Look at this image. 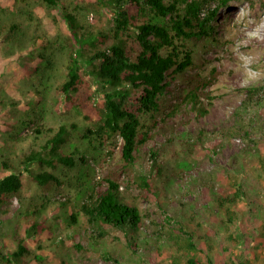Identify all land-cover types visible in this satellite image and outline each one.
Masks as SVG:
<instances>
[{"label":"rangeland","instance_id":"rangeland-1","mask_svg":"<svg viewBox=\"0 0 264 264\" xmlns=\"http://www.w3.org/2000/svg\"><path fill=\"white\" fill-rule=\"evenodd\" d=\"M63 1L79 17L82 33L107 36L102 47L112 43L110 7L99 6L97 0ZM0 6L9 9L13 19L20 13L23 17L19 20L27 33L25 40L21 38L25 48L13 55L5 53L7 45L3 38L0 40V175H6L10 170L2 168L1 162L7 160L16 171H22L18 156L35 143V129L40 125L52 130L68 126L70 137L61 152L71 153L85 144L80 140L81 134L99 121L105 90L94 79L93 67L84 66L77 92L69 99L61 94L68 57L76 45L59 9L40 0L27 3L0 0ZM130 13L135 23L143 20L136 15V9L131 8ZM212 25L213 45L201 49L200 43H187L196 52L199 64L194 73L208 75L213 69L219 73L217 81L207 88L210 97H199L208 112L197 115V111L191 110L185 117L188 121L174 126L178 141L186 132L204 129L210 135L206 147L188 153L187 149L174 152L169 147L162 148L171 134L161 133L144 145L143 155L127 168L121 159L119 140L113 156L99 165L93 160L81 170L58 165L59 184L42 187L23 172L21 195L0 208L3 228L0 251L11 252L24 239L31 252L43 259L30 260L27 256L28 261L23 264H170L175 246L168 244V236L177 235L178 225L166 223L157 203L159 193L155 191L162 187L159 197L164 199V208L194 232L202 264H232L240 258L245 261L246 257L250 264H264V173L259 169L264 159L261 131L264 128V0H231L220 9ZM124 39L128 52L138 53L140 46L134 37ZM41 46L47 49L45 54H51L54 64L39 85L40 78L33 70L38 66L36 52ZM30 52H33L31 58L17 59L18 54L25 56ZM177 87L175 81L171 89ZM173 92L168 93L167 101L173 100ZM135 100L132 95L131 101ZM131 109L137 110L132 106ZM137 113L142 121L149 117ZM179 119L169 122L175 124ZM11 122L20 126L12 135L5 134ZM150 149H158L160 153L158 163H163V172L170 176L165 178L166 183L160 181L163 176L157 174L155 163L148 155ZM232 160L235 166H241L243 175L230 168ZM169 166H176L174 169L181 171L180 174L172 176ZM109 177L119 181L121 189L127 190L130 200L144 216L137 254L127 246L123 235L113 229L101 239L94 228L69 226L66 219L93 188L105 190V179ZM143 177H147L150 191L142 187ZM242 181L249 188V198H243L235 206L240 212L238 220L229 230H217L220 219L215 206H211L212 192L222 195L235 192V182ZM65 199L68 201L63 204ZM25 202H31L32 207L24 206ZM33 223L38 227L32 228ZM0 264L4 263L0 261Z\"/></svg>","mask_w":264,"mask_h":264},{"label":"trees","instance_id":"trees-1","mask_svg":"<svg viewBox=\"0 0 264 264\" xmlns=\"http://www.w3.org/2000/svg\"><path fill=\"white\" fill-rule=\"evenodd\" d=\"M15 1L27 3L28 0ZM40 1L59 9L70 31L71 39L76 45L68 57L66 80L60 86L61 94L69 99L71 94L77 92L82 81V68L91 66L94 79L105 90V105L99 121L86 128L81 134L80 140L85 144L77 147L73 152L60 151L70 137L68 126L61 125L56 130H52L40 125L35 129V143L18 156L22 171H16L7 160L2 161L1 167L10 172L0 175V208L11 198L21 195L23 172L31 175L42 187L50 183L59 184L60 176L56 173L58 165L66 169L80 170L90 160L99 165L113 156L119 140L122 141L121 159L125 168L134 165L143 155L144 145L161 133L171 134L162 148L169 147L174 152H177L176 149H187L188 153L189 150L206 147L210 135L204 129L186 132L179 141L175 140L177 136L174 134V126L188 121L189 119L185 117L191 110L197 111V115L208 112L199 97H210L207 88L217 81L219 76L216 69L208 75H197L193 72L199 64L196 61V52L187 43H200L201 49L213 45L215 40L212 37L214 30L212 23L220 9L231 0H97L99 6L112 9L113 41L107 47H102L107 38L104 34L98 36L80 31L82 25L79 17L64 4L63 0ZM131 8L136 9V15L143 19L141 22L135 23L136 19L130 13ZM22 17L18 13L13 19L12 12L0 6V40L3 38L7 45L6 54L13 55L25 48L21 38L24 39L27 33L19 20ZM129 36H133L140 46V50L135 55L126 49L124 37ZM46 51L47 49L41 46L36 52L39 62L33 74H38L39 85L54 64L51 54H45ZM32 55L33 52L25 56L18 54L17 59L24 61ZM96 61L100 63L96 64ZM175 81L178 82L179 91L178 87L171 89ZM170 91H174L171 96L173 100L167 101ZM132 95L136 97L134 102L131 101ZM130 101L131 105H129ZM131 106L137 110L133 111ZM137 112L148 114V119L142 121ZM176 117L180 119L175 124L169 122ZM8 126L5 134L12 135L13 130H17L20 125L11 122ZM261 131L264 133V128ZM36 139L39 140L38 143ZM148 151V155L155 163L157 174L163 176L160 177V181L166 183L165 178L170 176L163 172V163H158L160 155L158 149ZM262 160L259 169L264 173V159ZM174 167L169 166L170 172L172 176L177 177L181 171ZM181 167L185 168L183 165ZM230 168L242 174L241 166H235L234 160L230 162ZM142 180V187L150 191L147 177H143ZM105 181L107 183L105 190L93 188L81 206L68 214L66 219L69 226L92 227L96 230L97 237L101 239L108 236L109 230L113 229L123 235L127 246L137 254L142 239L141 227L144 224V216L139 206L130 200L127 190L121 189V184L116 178L109 177ZM244 181L235 182V192L223 195L212 192L211 206H215L220 219L217 222V230H229L238 220L240 212L235 206L243 198L245 200L249 198V188H246ZM161 188L158 187L155 192L159 193L156 195L157 203L161 205L165 221L168 224L175 222L178 225L177 235L168 236L170 237L168 244L175 246L173 248L175 255L171 256L170 264H202L198 256L201 251L194 232L180 220L177 221L164 208V199L159 197ZM64 201L63 204L68 200ZM24 206L32 207V204L25 202ZM37 225L33 223L31 226L37 228ZM1 231L3 232L2 227L0 234ZM75 246L80 247L78 244ZM27 256H30V260L43 259L41 255L31 252L24 239L19 240L16 248L11 252L0 251V261L4 264H23L25 260L28 261ZM105 256L109 258L108 255ZM242 259L232 264H250L249 258L246 257L245 261ZM208 260L212 262L209 256Z\"/></svg>","mask_w":264,"mask_h":264}]
</instances>
